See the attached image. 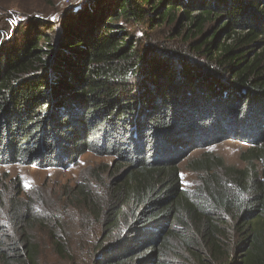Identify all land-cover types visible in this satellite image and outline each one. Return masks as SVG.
Returning a JSON list of instances; mask_svg holds the SVG:
<instances>
[{"label":"trees","instance_id":"trees-1","mask_svg":"<svg viewBox=\"0 0 264 264\" xmlns=\"http://www.w3.org/2000/svg\"><path fill=\"white\" fill-rule=\"evenodd\" d=\"M88 3L0 38V166L115 158L92 264H264V0ZM159 29L186 53L148 42ZM225 140L248 145L244 167L201 162L183 188L179 163ZM9 204L15 226L43 224ZM0 233V264H35L27 233Z\"/></svg>","mask_w":264,"mask_h":264},{"label":"rangeland","instance_id":"rangeland-1","mask_svg":"<svg viewBox=\"0 0 264 264\" xmlns=\"http://www.w3.org/2000/svg\"><path fill=\"white\" fill-rule=\"evenodd\" d=\"M88 2L91 0H0V38L13 34L19 26L30 30L26 25L35 24L39 19L58 24L66 14L80 11ZM162 32V29L153 32L148 42L186 53L180 40L170 41ZM248 148L245 143L225 140L193 150L178 165L182 187L192 191L198 185V178L206 170L200 168L201 162L213 171L220 170L217 166L220 161L227 167L243 168L242 154ZM115 166V158L92 153L84 154L64 169H37L19 164L0 166V228L9 233L12 241L19 240L20 233L28 234L35 264H92L100 253L97 249L108 245L100 246L101 213L111 203L113 188L124 171H117ZM81 186L86 187L101 210L99 218L96 219L92 206L82 202ZM71 191H74L72 197ZM11 200L17 206L27 204L30 217L44 221L43 224L31 222L24 227L15 226L9 213ZM54 234L64 248L60 253L52 239Z\"/></svg>","mask_w":264,"mask_h":264},{"label":"water","instance_id":"water-1","mask_svg":"<svg viewBox=\"0 0 264 264\" xmlns=\"http://www.w3.org/2000/svg\"><path fill=\"white\" fill-rule=\"evenodd\" d=\"M119 179H121V177Z\"/></svg>","mask_w":264,"mask_h":264}]
</instances>
